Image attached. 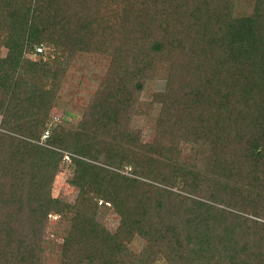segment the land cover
Listing matches in <instances>:
<instances>
[{
  "label": "trees",
  "instance_id": "trees-1",
  "mask_svg": "<svg viewBox=\"0 0 264 264\" xmlns=\"http://www.w3.org/2000/svg\"><path fill=\"white\" fill-rule=\"evenodd\" d=\"M1 31L0 264H264V0H0ZM78 52L110 63L76 130L59 132L48 115ZM144 106L150 143L125 123ZM64 150L81 208L55 241L49 214L78 206L50 194Z\"/></svg>",
  "mask_w": 264,
  "mask_h": 264
},
{
  "label": "rangeland",
  "instance_id": "rangeland-1",
  "mask_svg": "<svg viewBox=\"0 0 264 264\" xmlns=\"http://www.w3.org/2000/svg\"><path fill=\"white\" fill-rule=\"evenodd\" d=\"M6 34L4 31L0 32V57H4L8 53V47L5 44ZM42 46V45H40ZM43 48L45 45L43 44ZM30 58H38L39 54L33 50H29L25 53ZM110 63V55L101 52H78L72 60L69 62V68L65 76L58 84V88L55 93L52 107L50 109L48 118L50 123L56 124L55 127L59 129V132L64 130V133L71 130L73 132L78 127V123L84 117L86 106L92 97L96 86ZM165 87V79L162 77L149 78L143 82L142 89L139 93L138 101L149 102L152 95L155 92L162 91ZM143 107V106H142ZM160 104L154 102L149 108L150 116L156 117L159 113ZM147 111V107L144 106L142 111L133 108L125 115V123L132 129L136 130L140 142L150 143L155 138V131L151 126V122L148 120V116L144 114ZM47 132H44L46 135ZM43 135V136H44ZM39 141H43L42 139ZM179 147L182 150L183 159L187 157L192 159L193 144L190 142H179ZM66 156L63 157L59 164V170L56 172L55 177L50 187V194L52 197H57L64 203L78 204V206H72L67 210L65 216L62 214L51 213L48 216V221L45 225V236L52 237L55 241H59V235H54L56 230H60L65 225L68 216H72L76 213L80 204L76 198L78 195V187L72 183L73 174L75 173V164L73 160L70 161V153L64 150ZM73 156H77L74 155ZM131 165L119 167L115 169L119 174H126L130 176H136L131 173ZM97 173V172H95ZM101 177V176H99ZM96 178V177H95ZM94 178V179H95ZM152 184H158L155 181L144 179ZM97 180L94 183L100 182ZM97 185V184H96ZM175 191H179L178 188H172ZM87 196H93V188H89L86 193ZM206 201V199H204ZM221 206V204L218 203ZM117 214L107 210L103 215V222L108 229H113L118 224ZM131 247L139 252L144 245V240L139 237H134L130 243ZM56 253L47 254L46 264H56Z\"/></svg>",
  "mask_w": 264,
  "mask_h": 264
},
{
  "label": "built area",
  "instance_id": "built-area-1",
  "mask_svg": "<svg viewBox=\"0 0 264 264\" xmlns=\"http://www.w3.org/2000/svg\"><path fill=\"white\" fill-rule=\"evenodd\" d=\"M41 50H42V46H37V47H36V51H37V52H39V51H41Z\"/></svg>",
  "mask_w": 264,
  "mask_h": 264
}]
</instances>
